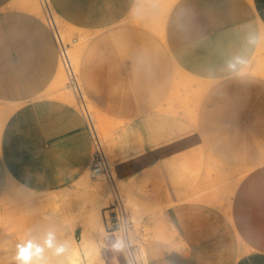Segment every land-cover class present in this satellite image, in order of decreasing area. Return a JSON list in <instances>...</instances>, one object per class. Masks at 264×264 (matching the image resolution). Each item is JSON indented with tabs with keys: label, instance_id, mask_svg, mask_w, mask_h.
<instances>
[{
	"label": "crops",
	"instance_id": "obj_1",
	"mask_svg": "<svg viewBox=\"0 0 264 264\" xmlns=\"http://www.w3.org/2000/svg\"><path fill=\"white\" fill-rule=\"evenodd\" d=\"M49 1L64 21L86 29L112 26L136 4L135 0ZM18 3L0 0V110L8 113L0 130V220L7 221L0 224V264H27L28 257L18 231H11L20 206L8 204L9 195L16 193L9 191L11 182L32 190L27 200L38 212L53 214L58 211L44 206L72 196L79 184L92 188L86 178L93 155L87 120L77 106L58 95L61 52L55 29L42 15ZM168 14L165 29L177 64L175 81L180 68L193 82L238 86L239 93L243 86L263 84L250 72L264 69L259 62L264 55V0H175ZM161 23H152L150 31H158ZM139 38L149 47L154 37L142 32ZM124 135L116 166L130 208L136 209L129 213L142 215L150 226L164 220L167 227L165 236L153 232L142 239L148 264H264V163L243 177L228 205L209 199L218 197L210 188L213 179L199 193L181 190L176 175L174 188L162 197L170 202L162 212L152 200L151 184H146L150 158L135 157L140 148L133 129ZM137 203H143L142 210ZM148 214L156 217L148 219ZM77 228L84 229L81 221ZM13 233L18 242L12 240ZM103 240L106 263L124 264L125 254L117 243L107 236Z\"/></svg>",
	"mask_w": 264,
	"mask_h": 264
},
{
	"label": "rangeland",
	"instance_id": "obj_2",
	"mask_svg": "<svg viewBox=\"0 0 264 264\" xmlns=\"http://www.w3.org/2000/svg\"><path fill=\"white\" fill-rule=\"evenodd\" d=\"M38 1L43 2L46 8V12L41 14L44 19L53 27L56 20L58 26L69 32L67 41L73 52L70 57L72 63L74 46L79 50V69L68 62L77 73L90 110L107 117L103 116L109 123L107 133H112L110 140L107 138L106 141L102 130L99 129V133L122 192L124 181L117 170L116 152L126 131L133 129L134 142L140 148L135 157H148L152 164L150 181L146 184H151L152 200L158 209L163 212L170 203H165L162 197L165 191L174 188L176 175L181 190L193 189L199 193L213 179L210 188L218 193L219 198L216 197V202L212 203L228 205L243 177L264 163V146L260 144L264 139V108L261 103L264 101V69L250 72L262 79L263 84L243 86L241 93L238 86L215 85L199 78L192 86L176 82L173 72L177 64L169 51L168 38H163L159 30L151 32L149 29L152 23H161L160 19L175 0H135V7L122 16L123 20L102 29L76 26L64 21L60 15L59 21L49 0ZM142 32L152 33L154 37L149 47L139 38ZM259 62L264 67V55L260 56ZM68 82L66 71V77L58 80L56 86L60 91L67 90L74 97L71 102L75 101L74 105L78 107ZM233 89H237L235 93ZM92 106L96 109H91ZM214 165H218L215 170ZM221 170L225 172L223 177L219 176ZM89 181L92 188L79 184L80 190L72 196L45 205V209L58 211L51 216L38 212V207L20 199V194H26V190L18 188L19 193L9 195V206L26 203L30 210L26 214L33 217L25 227L28 255L34 246L53 254L63 253L74 243L81 247L85 230L100 246V257L105 264L104 236L117 243L125 254L119 232L107 226V210L111 202L108 182L101 175L95 176L92 169ZM95 186H98V191L93 194V188L97 189ZM126 202L130 210L131 202ZM41 209L44 208L39 207V211ZM129 216L133 221V242L140 246L143 262L148 264L142 239L149 238L154 230L142 218L131 213ZM80 221L84 229L77 228ZM16 226L22 227L18 221ZM15 230L11 231L17 232ZM12 235V240L18 242L16 235ZM9 243L7 239V250Z\"/></svg>",
	"mask_w": 264,
	"mask_h": 264
},
{
	"label": "bare ground",
	"instance_id": "obj_3",
	"mask_svg": "<svg viewBox=\"0 0 264 264\" xmlns=\"http://www.w3.org/2000/svg\"><path fill=\"white\" fill-rule=\"evenodd\" d=\"M18 1L20 4L18 3V4H16V6L20 5L21 7L32 10V11H34L40 15L43 14L44 12H46V8L44 6V3L43 2L40 3L41 1L40 2L38 0H18ZM169 10H170V8L166 10L165 16L161 21L162 22L161 26L158 25V27H157L158 30L160 31L161 35L164 38H166V29H165V20L166 19L165 18L167 16V14L169 13ZM54 12L56 15L55 17L57 18V20L60 21L61 18L59 19L58 13L55 10H54ZM54 29H55V33H56L58 41H59L60 51H61V66H60L59 73H58V78H57V81H58V80H62L66 77V61H71L70 57H72L71 53H73V52L69 49V45H68V41H67V37L70 36L69 32L65 29H62V27L58 26L56 20H54ZM71 29H73V28H71ZM79 56H80L79 50L76 46H74V63H72V61H71V63L76 68V70H78L80 67ZM176 74H177L176 75V81L182 80L184 85L193 82L192 77H190L189 75L184 73V71H182L180 68H177ZM66 91L67 90H61V91H59L58 95L62 98H65L68 101L73 100L74 97L71 94H69V92L67 93ZM84 95H85V93H84ZM201 96H202V94H201ZM74 102H73V104H75ZM90 103L91 102H89V104ZM91 105H93V104H91ZM93 108H95V107L92 106L91 109H93ZM89 110H90V108H89ZM93 110H90V112H91V116L93 118L94 124H95V126L99 132H100V130H102L106 134L105 138L107 141L110 138V136L112 135V133H111V135H109L107 133L109 123H107L106 120L104 119V117H105L104 114L102 116H101L102 113L101 114L100 113L95 114V112H92ZM9 112H11V111H9ZM7 117H8V113L0 110V130L2 129ZM105 118H107V117H105ZM114 129H116L115 126H114ZM111 144H112V142H110V146H111ZM91 169L92 168H90L89 171L87 172L86 178H89ZM224 175H225L224 171H222V170L219 171L220 177H223ZM227 175L229 176V174H227ZM228 176H227V178H228ZM11 184H9V191L18 192L19 189H18L17 185L15 183H12V182H11ZM95 187L97 189L93 188V190H94L93 194L96 193V190L98 191V186H95ZM26 191H27L26 194H20L21 200L28 201L27 199L32 197V194H33L32 190H26ZM123 193H124V197L126 198V199L124 198L125 201L126 200L129 201V198L127 197L124 189H123ZM214 198L216 199V197H209V199H211V200H215ZM218 198H219V196H218ZM126 204H127V202H126ZM137 204H139V206H140L139 210H142L143 203H137ZM130 210L133 211L136 209L130 208ZM29 211L30 210L27 209L26 203L19 206L18 212L16 214V218L19 219V220L17 219V221H18V223H20V225L22 227H19L21 230L18 228V226L14 227L15 229H17L19 236H20V239L23 241V243L27 249H29V247H27V246H29V244L26 243L28 241V233L25 230V227L27 225H29V222H31V220H33V217L31 215L28 216L26 214ZM53 213H54L53 211H49V212L44 211V214L47 216L54 215ZM132 215L135 217H138V218H142V215H140V214L135 213ZM147 216H148V219H152V220H154L153 218L156 217L155 214H148ZM0 224L7 225V221H5V219H1ZM150 224L152 225V226H150V228H152L154 230L155 235H157L158 237L159 236H165L167 227H166L164 220H159L157 223L155 222V223H150ZM83 233L84 234H83L82 246L80 247L78 244L74 243V244H72V246L65 248L63 253H56V252L54 254L48 253V251L40 250V249L36 248V246H34V249L31 250L32 252L30 251V253L27 257V264H105L102 261V258L100 257V246L96 245V242L87 235L86 230H85V232L83 231ZM160 248H157V249L160 250Z\"/></svg>",
	"mask_w": 264,
	"mask_h": 264
},
{
	"label": "built area",
	"instance_id": "obj_4",
	"mask_svg": "<svg viewBox=\"0 0 264 264\" xmlns=\"http://www.w3.org/2000/svg\"><path fill=\"white\" fill-rule=\"evenodd\" d=\"M66 71L69 87L77 99L78 109L87 120L92 136V170L95 176L101 175L105 177L109 185L111 202L107 210L109 211V215H107V226L109 229L118 231L120 234L126 257L125 264H144L140 250L132 239V220L130 219L129 210L114 172L112 162L108 156L102 137L94 124L78 76L72 70L70 62L68 61H66Z\"/></svg>",
	"mask_w": 264,
	"mask_h": 264
}]
</instances>
